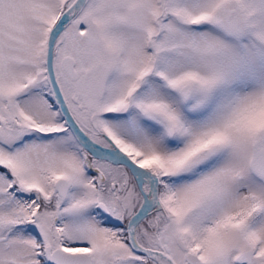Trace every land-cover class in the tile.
Instances as JSON below:
<instances>
[{"label":"snow or ice","instance_id":"1","mask_svg":"<svg viewBox=\"0 0 264 264\" xmlns=\"http://www.w3.org/2000/svg\"><path fill=\"white\" fill-rule=\"evenodd\" d=\"M0 264H264V0H0Z\"/></svg>","mask_w":264,"mask_h":264}]
</instances>
